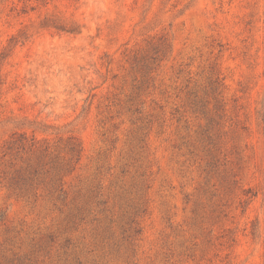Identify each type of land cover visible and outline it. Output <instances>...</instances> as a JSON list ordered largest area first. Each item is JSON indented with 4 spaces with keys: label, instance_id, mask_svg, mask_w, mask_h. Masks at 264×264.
Returning a JSON list of instances; mask_svg holds the SVG:
<instances>
[{
    "label": "rangeland",
    "instance_id": "obj_1",
    "mask_svg": "<svg viewBox=\"0 0 264 264\" xmlns=\"http://www.w3.org/2000/svg\"><path fill=\"white\" fill-rule=\"evenodd\" d=\"M263 102L264 0H0V264H264Z\"/></svg>",
    "mask_w": 264,
    "mask_h": 264
},
{
    "label": "trees",
    "instance_id": "obj_2",
    "mask_svg": "<svg viewBox=\"0 0 264 264\" xmlns=\"http://www.w3.org/2000/svg\"><path fill=\"white\" fill-rule=\"evenodd\" d=\"M48 20H49L48 18L44 19V20L41 22V23H42V26H51V27L56 28L57 30L66 31V32H75V28H73V27H68V26H67L65 23H63V22L58 21V22L56 23V22H53V21H52V22L48 23V22H49ZM14 40L17 41L16 36L11 37V41H14ZM259 116H260V118H261L262 123L264 124V102H263V105H262L261 111H260V113H259ZM71 150L74 151V150H75L74 147H71Z\"/></svg>",
    "mask_w": 264,
    "mask_h": 264
}]
</instances>
